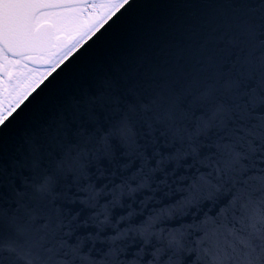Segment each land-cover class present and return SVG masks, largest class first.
<instances>
[{"label": "snow or ice", "instance_id": "6c2138e0", "mask_svg": "<svg viewBox=\"0 0 264 264\" xmlns=\"http://www.w3.org/2000/svg\"><path fill=\"white\" fill-rule=\"evenodd\" d=\"M0 264H264V0H0Z\"/></svg>", "mask_w": 264, "mask_h": 264}, {"label": "water", "instance_id": "95a60500", "mask_svg": "<svg viewBox=\"0 0 264 264\" xmlns=\"http://www.w3.org/2000/svg\"><path fill=\"white\" fill-rule=\"evenodd\" d=\"M71 74V73H70Z\"/></svg>", "mask_w": 264, "mask_h": 264}]
</instances>
